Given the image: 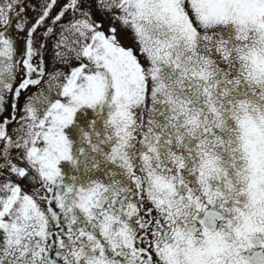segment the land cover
Here are the masks:
<instances>
[{"label": "snow or ice", "instance_id": "1", "mask_svg": "<svg viewBox=\"0 0 264 264\" xmlns=\"http://www.w3.org/2000/svg\"><path fill=\"white\" fill-rule=\"evenodd\" d=\"M0 264H264V0H0Z\"/></svg>", "mask_w": 264, "mask_h": 264}, {"label": "rangeland", "instance_id": "2", "mask_svg": "<svg viewBox=\"0 0 264 264\" xmlns=\"http://www.w3.org/2000/svg\"><path fill=\"white\" fill-rule=\"evenodd\" d=\"M123 43H125L127 45L128 44V41L125 40V41H123Z\"/></svg>", "mask_w": 264, "mask_h": 264}]
</instances>
